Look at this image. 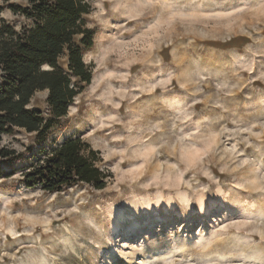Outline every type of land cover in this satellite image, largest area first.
I'll return each mask as SVG.
<instances>
[{"label":"rangeland","instance_id":"374dc122","mask_svg":"<svg viewBox=\"0 0 264 264\" xmlns=\"http://www.w3.org/2000/svg\"><path fill=\"white\" fill-rule=\"evenodd\" d=\"M86 2L90 84L44 145L0 137V264H264V0ZM47 96L27 108L49 118ZM77 137L104 189L20 185Z\"/></svg>","mask_w":264,"mask_h":264},{"label":"trees","instance_id":"16d2710c","mask_svg":"<svg viewBox=\"0 0 264 264\" xmlns=\"http://www.w3.org/2000/svg\"><path fill=\"white\" fill-rule=\"evenodd\" d=\"M8 1L0 0V137L19 129L34 134L37 145H44L61 128L68 105L91 82L82 58L94 43L95 32L86 26L90 5L86 0H28L23 8L10 5L8 9L25 22L17 30L1 16ZM43 90L48 91L49 118L27 108L32 96ZM42 154L22 175L20 185L56 194L78 185L106 187L107 176L96 166L97 152L79 137L43 149ZM7 156L0 150V157Z\"/></svg>","mask_w":264,"mask_h":264},{"label":"bare ground","instance_id":"6f19581e","mask_svg":"<svg viewBox=\"0 0 264 264\" xmlns=\"http://www.w3.org/2000/svg\"><path fill=\"white\" fill-rule=\"evenodd\" d=\"M201 206H202V205H201ZM171 207H173L172 204H171ZM201 209H202V208H201ZM125 217H126V216H125ZM112 218H113V220H112V222H111L110 232H111V233H115V232L119 229V227H120V222L124 221L125 218H123V216L121 215V211L118 210V209H115V216L112 217ZM131 224H132V223H131ZM131 226H132V227H133V226H136V223H133ZM124 233H125V232H124ZM162 254H163V252H158V256H160V255H162Z\"/></svg>","mask_w":264,"mask_h":264}]
</instances>
